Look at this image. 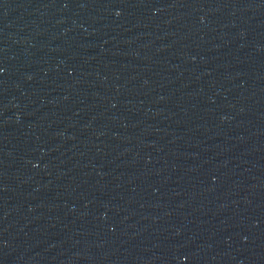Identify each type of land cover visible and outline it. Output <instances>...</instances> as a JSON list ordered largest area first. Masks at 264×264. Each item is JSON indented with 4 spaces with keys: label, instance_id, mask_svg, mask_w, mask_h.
<instances>
[{
    "label": "water",
    "instance_id": "1",
    "mask_svg": "<svg viewBox=\"0 0 264 264\" xmlns=\"http://www.w3.org/2000/svg\"><path fill=\"white\" fill-rule=\"evenodd\" d=\"M0 264H264V0H0Z\"/></svg>",
    "mask_w": 264,
    "mask_h": 264
}]
</instances>
